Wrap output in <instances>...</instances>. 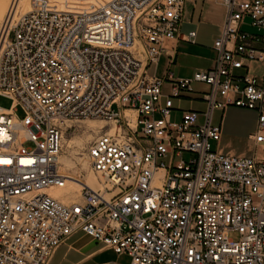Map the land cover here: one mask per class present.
Masks as SVG:
<instances>
[{
    "label": "built area",
    "instance_id": "1",
    "mask_svg": "<svg viewBox=\"0 0 264 264\" xmlns=\"http://www.w3.org/2000/svg\"><path fill=\"white\" fill-rule=\"evenodd\" d=\"M195 1L32 0L5 13L0 96L11 104L0 106V264H49L78 231L129 264H264V0H219L213 65L191 78L169 74L165 95L147 66L165 40L194 41L180 27ZM247 18L253 33L242 29ZM192 82L208 86L206 110L171 120L172 97L192 92ZM228 106L257 113L249 138L258 152L212 149L222 136L212 112ZM84 118L117 129L87 148L100 187L78 181L79 199L63 202L50 193L69 179L63 132Z\"/></svg>",
    "mask_w": 264,
    "mask_h": 264
},
{
    "label": "crops",
    "instance_id": "2",
    "mask_svg": "<svg viewBox=\"0 0 264 264\" xmlns=\"http://www.w3.org/2000/svg\"><path fill=\"white\" fill-rule=\"evenodd\" d=\"M224 15L225 8L219 0H196L184 5L180 32H195L194 41L173 38L165 40L156 64L147 66L149 74L164 79L163 94L168 95L171 91V84L167 79L169 74L176 78H191L195 71L208 69L213 65V44L220 34ZM248 27L252 31L247 32H255L247 22L242 29L246 31ZM238 72L243 73L244 70L240 69ZM192 86V92L181 91L178 96L172 97L171 120L179 121L182 112L186 110H196L200 113L206 110L203 94L208 91V86L198 82H192ZM215 111L218 116L216 120L211 118V122L220 125L222 129L221 140L218 144L215 142V148L240 155H252L254 151H259L260 147L249 138L256 127L255 110L228 106L224 110L214 109L213 113ZM108 252L115 253L78 231L58 246L49 264H117L114 261H102V256Z\"/></svg>",
    "mask_w": 264,
    "mask_h": 264
},
{
    "label": "rangeland",
    "instance_id": "3",
    "mask_svg": "<svg viewBox=\"0 0 264 264\" xmlns=\"http://www.w3.org/2000/svg\"><path fill=\"white\" fill-rule=\"evenodd\" d=\"M55 1L59 4V6H61L62 3L64 4L65 0ZM89 1L90 0H69V5L84 6ZM31 2L32 0H0V21L12 5L17 6L21 12H25L30 8ZM246 22H249L248 18L246 19ZM246 31H252V29L248 27L246 28ZM135 50H138L137 46H135ZM10 104V98L0 96L1 107L7 108L10 106ZM113 109L116 110L117 107L113 106ZM16 114L18 116H22V110L19 107L16 110ZM217 116V111L214 113L212 112L213 120H216ZM110 129L115 130L117 129V126H115L114 123L109 124L105 121L93 120L92 118H84L66 122L62 137V148L59 156V162L61 164L62 171L65 172L68 177L78 178V180L83 181L88 179V183L93 186L92 188H99V184L96 183L97 180L95 181L94 175L89 170L86 152L91 140L98 132L105 130L109 131ZM210 143L212 149H214L215 142L210 141ZM66 187L68 188L67 185ZM66 189L65 191H67ZM79 190L80 189H78V192L69 190L67 195H65L63 198L64 202L78 200ZM102 261H114L117 264H129L130 258L126 254L118 255L108 252L102 256Z\"/></svg>",
    "mask_w": 264,
    "mask_h": 264
},
{
    "label": "bare ground",
    "instance_id": "4",
    "mask_svg": "<svg viewBox=\"0 0 264 264\" xmlns=\"http://www.w3.org/2000/svg\"><path fill=\"white\" fill-rule=\"evenodd\" d=\"M3 19V18H2ZM1 22V21H0ZM93 120H97V121H103V120H100V119H93ZM100 123V122H99ZM102 126V125H100ZM114 130L110 129L109 132H113ZM87 163H88V160H87ZM88 167H89V163H88ZM89 170H90V167H89ZM90 172L92 173V171L90 170ZM93 174V173H92ZM94 175V174H93ZM92 175V176H93ZM95 177V176H94ZM95 181L97 180L96 177L94 178ZM84 182L85 184H87L88 186L90 187H93L91 184L88 183V179L86 180H78V178H74V177H69V179L66 181L65 183V187L64 188H59V189H50V193L53 194L54 196L58 197L61 201L64 202L63 198H64V195H67V192L69 190H73V191H77L78 192V189H80V183L78 182ZM98 183V180L97 182ZM99 184V183H98ZM66 185L68 186V188L66 187ZM67 188V189H66ZM65 189L67 191H65Z\"/></svg>",
    "mask_w": 264,
    "mask_h": 264
}]
</instances>
